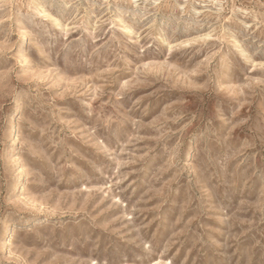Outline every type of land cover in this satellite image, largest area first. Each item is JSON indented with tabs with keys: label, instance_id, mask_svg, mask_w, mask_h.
<instances>
[{
	"label": "rangeland",
	"instance_id": "1",
	"mask_svg": "<svg viewBox=\"0 0 264 264\" xmlns=\"http://www.w3.org/2000/svg\"><path fill=\"white\" fill-rule=\"evenodd\" d=\"M0 264H264V0H0Z\"/></svg>",
	"mask_w": 264,
	"mask_h": 264
}]
</instances>
